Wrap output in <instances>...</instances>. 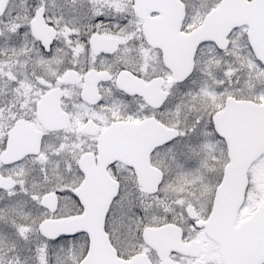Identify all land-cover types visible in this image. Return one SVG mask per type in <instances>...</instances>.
<instances>
[{
	"label": "snow or ice",
	"instance_id": "6c2138e0",
	"mask_svg": "<svg viewBox=\"0 0 264 264\" xmlns=\"http://www.w3.org/2000/svg\"><path fill=\"white\" fill-rule=\"evenodd\" d=\"M0 264H264V0H0Z\"/></svg>",
	"mask_w": 264,
	"mask_h": 264
}]
</instances>
